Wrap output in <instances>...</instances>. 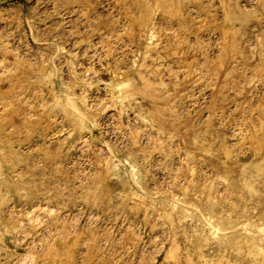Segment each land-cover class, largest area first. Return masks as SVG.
Instances as JSON below:
<instances>
[{
  "label": "rangeland",
  "instance_id": "1",
  "mask_svg": "<svg viewBox=\"0 0 264 264\" xmlns=\"http://www.w3.org/2000/svg\"><path fill=\"white\" fill-rule=\"evenodd\" d=\"M0 264H264V0H0Z\"/></svg>",
  "mask_w": 264,
  "mask_h": 264
}]
</instances>
